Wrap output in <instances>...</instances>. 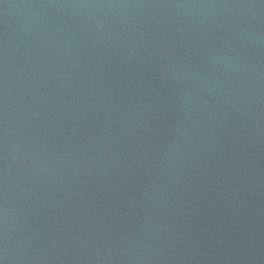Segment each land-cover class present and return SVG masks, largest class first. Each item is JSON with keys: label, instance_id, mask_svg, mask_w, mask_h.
Segmentation results:
<instances>
[{"label": "water", "instance_id": "obj_1", "mask_svg": "<svg viewBox=\"0 0 264 264\" xmlns=\"http://www.w3.org/2000/svg\"><path fill=\"white\" fill-rule=\"evenodd\" d=\"M0 264H264V0H0Z\"/></svg>", "mask_w": 264, "mask_h": 264}]
</instances>
